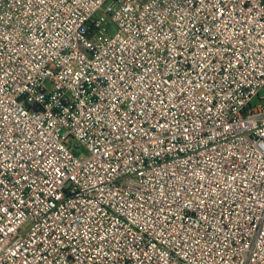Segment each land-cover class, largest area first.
Here are the masks:
<instances>
[{
    "label": "built area",
    "instance_id": "built-area-1",
    "mask_svg": "<svg viewBox=\"0 0 264 264\" xmlns=\"http://www.w3.org/2000/svg\"><path fill=\"white\" fill-rule=\"evenodd\" d=\"M0 264H264V0H0Z\"/></svg>",
    "mask_w": 264,
    "mask_h": 264
},
{
    "label": "rangeland",
    "instance_id": "rangeland-1",
    "mask_svg": "<svg viewBox=\"0 0 264 264\" xmlns=\"http://www.w3.org/2000/svg\"><path fill=\"white\" fill-rule=\"evenodd\" d=\"M110 29L112 30L110 33L113 34L115 32V26L112 24V26L110 27Z\"/></svg>",
    "mask_w": 264,
    "mask_h": 264
}]
</instances>
